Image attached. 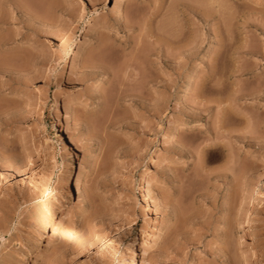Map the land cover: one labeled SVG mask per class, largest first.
Masks as SVG:
<instances>
[{
	"label": "rangeland",
	"instance_id": "obj_1",
	"mask_svg": "<svg viewBox=\"0 0 264 264\" xmlns=\"http://www.w3.org/2000/svg\"><path fill=\"white\" fill-rule=\"evenodd\" d=\"M114 1L0 0V264H264V0Z\"/></svg>",
	"mask_w": 264,
	"mask_h": 264
},
{
	"label": "bare ground",
	"instance_id": "obj_2",
	"mask_svg": "<svg viewBox=\"0 0 264 264\" xmlns=\"http://www.w3.org/2000/svg\"><path fill=\"white\" fill-rule=\"evenodd\" d=\"M122 1H126V0H115L114 3L117 4V3H120ZM218 12V11H217ZM120 21H121V17H120ZM66 102V101H65ZM66 106V103L64 104ZM66 110V109H65ZM71 111V110H70ZM65 113L69 114L68 111H66ZM65 114V115H67ZM67 128L65 125H62L60 131H59V134L63 136L64 139H66V131ZM180 133L179 130H176V132L174 133V135ZM62 138V137H61ZM62 138V139H63ZM66 141V140H65ZM67 142V141H66ZM77 153H76V150H72L70 152V157H74L76 156ZM76 171L75 169V166L73 165V163H71L67 169V174L68 177L71 178V181L69 182V187L67 189V191L65 192V194L62 196V198H60L61 200L58 202V206L56 207L57 210L59 211H62V213L60 214L59 216V223H64L66 218H65V214H66V211L64 210L65 209V204H64V201L66 200V196L71 192V191H76V193L78 194H82L83 195V192H84V188H83V171L81 169L78 170V175L77 176H74V174H72V172ZM147 170H145L144 172H146ZM143 176V175H142ZM141 187H144L143 185V181H142V184L140 185ZM75 193V192H74ZM71 194V193H70ZM62 195V194H61ZM67 201V200H66ZM55 212V211H54ZM60 213V212H59ZM54 216V213L53 211H50V218H52ZM58 219V218H57ZM64 225V224H63ZM46 230V225L44 226V229L42 230L43 232ZM148 237V236H146ZM68 238L70 239V237L68 236ZM40 239V238H39ZM38 241V240H37ZM76 244V243H75ZM145 241L142 240L140 242H137L136 243V246L135 248H133V253L132 255H130V260L128 262V264H139V260L142 258L144 259L146 256H147V249L145 247ZM78 248V249H77ZM77 253H76V260H79L82 258L83 256V250H82V246L81 248L80 247H77ZM28 255V254H27ZM22 264H28V258H25L23 263ZM68 264H74L73 262H69Z\"/></svg>",
	"mask_w": 264,
	"mask_h": 264
}]
</instances>
